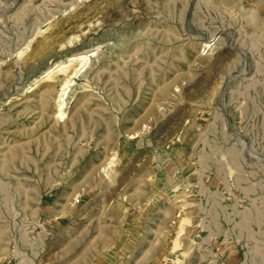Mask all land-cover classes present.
Wrapping results in <instances>:
<instances>
[{
  "label": "rangeland",
  "instance_id": "374dc122",
  "mask_svg": "<svg viewBox=\"0 0 264 264\" xmlns=\"http://www.w3.org/2000/svg\"><path fill=\"white\" fill-rule=\"evenodd\" d=\"M0 264H264V0H0Z\"/></svg>",
  "mask_w": 264,
  "mask_h": 264
},
{
  "label": "bare ground",
  "instance_id": "6f19581e",
  "mask_svg": "<svg viewBox=\"0 0 264 264\" xmlns=\"http://www.w3.org/2000/svg\"><path fill=\"white\" fill-rule=\"evenodd\" d=\"M85 56V55H84ZM79 57V56H78ZM83 57V56H82ZM86 57V56H85ZM77 57L75 56L73 59H76ZM80 58H81V56H80ZM85 59V58H84Z\"/></svg>",
  "mask_w": 264,
  "mask_h": 264
}]
</instances>
